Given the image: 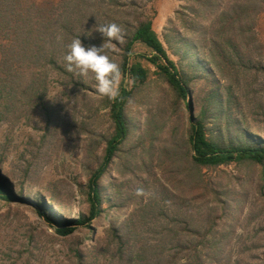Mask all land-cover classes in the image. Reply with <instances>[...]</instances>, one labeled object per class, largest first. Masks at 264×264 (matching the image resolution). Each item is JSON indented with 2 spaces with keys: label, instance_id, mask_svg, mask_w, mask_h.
<instances>
[{
  "label": "rangeland",
  "instance_id": "obj_1",
  "mask_svg": "<svg viewBox=\"0 0 264 264\" xmlns=\"http://www.w3.org/2000/svg\"><path fill=\"white\" fill-rule=\"evenodd\" d=\"M27 1L43 9L44 33L33 47L39 56L18 65L12 88L0 85V180L35 204L0 199V264H264V166L193 163L190 107L141 41L127 53L129 64L142 63L149 75L127 102L128 136L100 181L102 212L91 228L64 236L38 211L61 220L89 215V179L114 133L109 97L97 93L94 75L64 66L74 38L100 46L95 29L117 24L123 39L105 54L119 66L118 89H132L122 70L128 37L140 18L151 19L191 84L195 116L208 105L211 114L210 80L233 90L226 113L218 104L221 113L206 120L208 134L241 141L245 129L264 140V2Z\"/></svg>",
  "mask_w": 264,
  "mask_h": 264
},
{
  "label": "trees",
  "instance_id": "obj_2",
  "mask_svg": "<svg viewBox=\"0 0 264 264\" xmlns=\"http://www.w3.org/2000/svg\"><path fill=\"white\" fill-rule=\"evenodd\" d=\"M260 1L264 2V0ZM72 7L77 10L78 4L73 3ZM227 12L229 14V11ZM43 16V9L27 0H0V85L3 89L7 87L12 88L10 82L13 79L12 77L19 71L18 65L31 59L32 56H39L38 54H34L33 47L43 37ZM52 24V21L46 22V26H49V28ZM33 26L36 27L35 31L32 30ZM136 41L145 43L153 50V53L150 56H146V58L159 69L158 73L167 80L184 101L186 100V104L190 107L187 138L193 152L192 160L196 166H213L243 160H249L264 166V140H261L249 131L245 129L241 130L239 139L241 141L235 140L231 137L230 133H226L228 135L226 137H215L208 134L210 128L207 126L206 120L212 119L215 121L213 117L217 118L218 115L216 113H221L217 112L216 109L221 103H223L222 113H226L228 109L226 103L233 95L231 86L227 85L225 87V95V92L223 93L219 90L216 82L210 80L212 87L206 99L210 104L211 114L214 116H211L209 112V105L208 107H203L200 113L195 116L189 98L193 90L189 80L184 76L177 62L168 53L163 41L153 28L152 20L140 18L137 25L133 26L131 34L128 37L126 54H124L122 64L123 74L131 73L133 87L132 89H127L121 86L119 94L116 97H109L111 118L114 122V133L107 140L102 162L92 172L89 179V215L78 219L67 218L61 220L56 218L55 214L48 215L42 208L38 209L44 220L51 224L60 235H70L80 225H87L91 228V221L102 212L100 181L106 174L120 145L128 136V123L125 114L127 102L133 93V89L144 84L149 75V69L144 67L142 63L129 64L127 53ZM52 63L56 64L53 60ZM207 73L212 75L209 70H207ZM0 199L8 203L35 204L17 195L4 179L0 180ZM38 207L41 206L38 205ZM111 231L121 238L119 227L114 225L111 227ZM77 256L81 260L83 254L77 251Z\"/></svg>",
  "mask_w": 264,
  "mask_h": 264
},
{
  "label": "clouds",
  "instance_id": "obj_3",
  "mask_svg": "<svg viewBox=\"0 0 264 264\" xmlns=\"http://www.w3.org/2000/svg\"><path fill=\"white\" fill-rule=\"evenodd\" d=\"M95 31L101 34L102 44L100 46L85 45L80 36L74 38L67 45V51L63 57L64 66L68 72H76L82 77L89 73L93 74L97 93L100 96L114 98L119 94L120 69L118 64L105 54V48L112 41H122V29L117 24L110 23L98 26ZM91 35H85V38ZM136 195H144V190L138 188Z\"/></svg>",
  "mask_w": 264,
  "mask_h": 264
}]
</instances>
